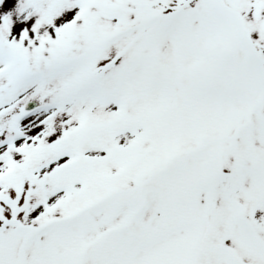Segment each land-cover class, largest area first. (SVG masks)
Instances as JSON below:
<instances>
[{"label":"snow or ice","instance_id":"6c2138e0","mask_svg":"<svg viewBox=\"0 0 264 264\" xmlns=\"http://www.w3.org/2000/svg\"><path fill=\"white\" fill-rule=\"evenodd\" d=\"M0 264H264V0H0Z\"/></svg>","mask_w":264,"mask_h":264}]
</instances>
